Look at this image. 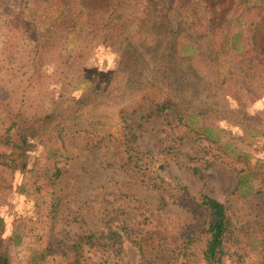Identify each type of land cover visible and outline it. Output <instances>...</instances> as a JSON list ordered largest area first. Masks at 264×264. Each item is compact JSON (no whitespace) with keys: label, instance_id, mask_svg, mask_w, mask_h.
<instances>
[{"label":"rangeland","instance_id":"rangeland-1","mask_svg":"<svg viewBox=\"0 0 264 264\" xmlns=\"http://www.w3.org/2000/svg\"><path fill=\"white\" fill-rule=\"evenodd\" d=\"M57 1L0 0V236L12 264H140L125 235L107 246L106 232L123 234L122 226L154 230V242L171 247L195 229L187 261L174 264H206L202 194L221 201L230 221L221 264H264V107H256L264 102V31L255 45L243 42L251 48L243 59L237 47L245 35L223 47L207 26L161 11L160 0H82L87 11L76 26L50 33ZM121 16L132 17L130 31L112 28ZM237 18L235 28L246 19ZM100 45L116 54L114 69L93 66ZM163 61L164 83L155 75ZM88 83L105 93L74 103L82 96L73 92ZM16 112L53 115L21 168L6 157L18 141ZM191 122L211 127L231 154L247 155L215 157ZM255 161L252 186L234 191L236 168ZM45 163L61 171L49 184L31 170Z\"/></svg>","mask_w":264,"mask_h":264},{"label":"trees","instance_id":"trees-1","mask_svg":"<svg viewBox=\"0 0 264 264\" xmlns=\"http://www.w3.org/2000/svg\"><path fill=\"white\" fill-rule=\"evenodd\" d=\"M121 1L123 0L118 1V6H122ZM47 2H49V0H47ZM57 2L58 4H55L56 13L51 20L53 28L47 29V31L50 30V33H55L56 29L63 28L67 31L74 28L79 18H81L82 15H85L87 11L86 4L82 0H58ZM144 4L146 6L142 9L143 11H147L150 8V5L148 2L147 4ZM158 6L161 11L177 10V13L188 16L190 18L189 24L194 27L199 28L207 26L209 28L207 35L210 39L219 36L220 45L223 47L228 42L234 44L239 35H245L243 40H240L241 43L237 47L243 53V59H246V55L251 52V48H243V42L249 46L248 43L250 40L254 41L253 45H255L256 42H258V39L261 40L259 33L264 31L262 29L260 30V28H264V0H160ZM121 10H123V8L119 9V11ZM121 14L122 12H120V14L118 13L119 16ZM235 15L238 17L236 22H239L243 16L246 18L242 23L243 26L235 28V24L230 25L232 21L231 19ZM131 16L133 15L131 14ZM204 16L209 19H206ZM116 19L117 20H114L113 22L112 28L115 27L116 30L122 29L124 32L128 30L130 31L132 17L123 18V16H121ZM141 21L145 22L146 18H142ZM136 26H138V24ZM139 27L141 29L145 28V33L150 31L147 22L144 24L140 23ZM247 39L248 43L246 42ZM191 48L194 49L193 46ZM262 51H257L256 54L260 57ZM164 64L165 61H163L155 70V75L159 77V80L162 83L165 82ZM100 93H105V89L102 85L88 83L86 89L81 94V99H75L74 103L82 104V102L89 101L92 96ZM155 107L157 111L163 112L167 107V103H159ZM52 116L51 112L28 119L23 117L19 112L10 116V118H13L11 125L14 127L18 141L13 144L14 150L5 156L8 158L10 161L9 163L13 168L24 167L28 154L27 151L33 145L36 138L48 133L53 120ZM192 118L193 117L191 116L190 119ZM165 121L168 122L167 119H165ZM186 127L197 137L205 139L209 143V146L214 149L213 154L215 157L226 158L233 155L236 159H243V156L247 155V153L244 152H235L231 154L227 145L219 144V137H214V134H212L213 130L209 126L198 127L194 122H191L186 124ZM92 141H94V136L89 137L87 144L92 143ZM131 157H133L132 154L128 155V159ZM17 161L18 164H16ZM257 164V161H255L253 167H250L249 164H245L244 166L236 168L237 180L234 191L245 186L248 187V185L252 186L249 181L251 176L255 174ZM32 169H35L34 171L37 177L41 176L45 178L47 184L53 182L61 173L60 167L56 164L49 165L45 163L40 166L33 165L31 167V170ZM147 186L156 188L157 184L154 181L149 182ZM200 198V205L205 206V208L209 210L210 215L207 227L204 230V232L208 234L206 248L204 250V259L206 264H221L222 256L224 254V239L230 221L226 214L225 206L221 201L206 194H202ZM122 229L124 230L123 234H120V232L113 229H109L106 232L105 235L108 239L107 243H109L107 246L113 247L115 242L121 244V238L125 235L126 238L138 248L140 264H174L179 259H185L186 262L187 256L184 248H186L188 244L194 242L197 238V235L194 233L195 229H193L191 234L180 239V241L176 242V244L171 247V243L165 239H161V237L154 242V230L143 228L130 230V227L127 226H122ZM140 232L143 234L136 238L134 234ZM3 240L4 238L0 236V264H12V255L7 244L5 245L3 243Z\"/></svg>","mask_w":264,"mask_h":264},{"label":"clouds","instance_id":"clouds-1","mask_svg":"<svg viewBox=\"0 0 264 264\" xmlns=\"http://www.w3.org/2000/svg\"><path fill=\"white\" fill-rule=\"evenodd\" d=\"M116 54L111 52L108 49H105L104 46L100 45L95 49L94 52V64L98 70L107 71L109 69H114L115 67ZM47 71L52 72L53 66H47ZM82 89H78L73 92V95L76 98H79L82 94ZM256 107H264V102L257 101Z\"/></svg>","mask_w":264,"mask_h":264}]
</instances>
